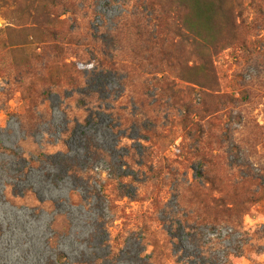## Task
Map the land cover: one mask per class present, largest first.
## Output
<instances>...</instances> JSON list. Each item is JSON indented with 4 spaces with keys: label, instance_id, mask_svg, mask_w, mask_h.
Here are the masks:
<instances>
[{
    "label": "rangeland",
    "instance_id": "obj_1",
    "mask_svg": "<svg viewBox=\"0 0 264 264\" xmlns=\"http://www.w3.org/2000/svg\"><path fill=\"white\" fill-rule=\"evenodd\" d=\"M226 3L245 27L209 49L182 3L88 0L97 50L55 60L65 42L0 1V264H264V0Z\"/></svg>",
    "mask_w": 264,
    "mask_h": 264
},
{
    "label": "trees",
    "instance_id": "obj_2",
    "mask_svg": "<svg viewBox=\"0 0 264 264\" xmlns=\"http://www.w3.org/2000/svg\"><path fill=\"white\" fill-rule=\"evenodd\" d=\"M1 1V0H0ZM88 0H24L26 4V10L29 12L30 17H33L32 26L39 27L47 34L55 36L59 42H65L59 48L60 56H55L54 59L63 57L64 60L71 58L67 51H71L70 45H73L79 50V52L72 58L80 60L83 53L89 51L94 52L97 50V41L92 36L86 35L84 33L83 20L86 18V2ZM179 4L182 3V9L185 12L182 21V28L185 34L182 36L188 42H196L203 44V46L210 48H216L219 43L223 40H228L232 36H235L238 31L242 30L245 26L243 24H238L234 19L231 18L230 14L232 10L228 8L226 0H174ZM254 3L253 1H250ZM255 8L258 7L254 3ZM180 6V5H179ZM1 7V5H0ZM29 8L31 10L29 11ZM60 9V14L57 16L51 15V9ZM69 15L73 24L71 30H67L62 26L56 27L55 29L51 27L52 24L57 23L63 24L67 21L64 19L63 15ZM161 16L165 15V10H160ZM161 16L155 17L154 28L151 32H146L145 30L141 33L143 36V43L151 48V55L159 59V61H168V54L163 50V45L167 41L169 34L172 31L173 25L167 19L166 22L163 21ZM258 28V25L255 26ZM169 32V33H168ZM225 33V34H224ZM227 35L223 40L220 37ZM84 37H86L84 39ZM90 39V40H89ZM57 41V40H56ZM90 42V43H89ZM60 45V43H58ZM64 47V48H62ZM41 58V57H39ZM48 58V56L46 57ZM71 60V59H70ZM69 61H59L62 67H72L73 62ZM41 64L44 67L47 64V60H41ZM59 65V64H58ZM66 66V67H65ZM36 68L34 65H29L27 69L17 66L14 69L15 76L19 78H24V75L32 73V69ZM72 69V68H70ZM66 70V69H65ZM92 103L91 100H87L84 97H80L78 104L80 107L85 108L88 104ZM4 147L0 144V150ZM6 149V148H4ZM58 260L60 262L65 261L63 253L58 254Z\"/></svg>",
    "mask_w": 264,
    "mask_h": 264
}]
</instances>
